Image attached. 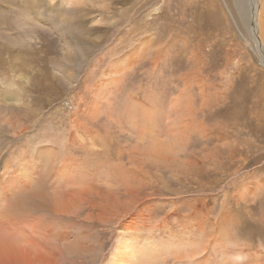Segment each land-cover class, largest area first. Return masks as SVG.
<instances>
[{"label":"rangeland","instance_id":"1","mask_svg":"<svg viewBox=\"0 0 264 264\" xmlns=\"http://www.w3.org/2000/svg\"><path fill=\"white\" fill-rule=\"evenodd\" d=\"M233 1L0 0V264H264V44Z\"/></svg>","mask_w":264,"mask_h":264},{"label":"bare ground","instance_id":"2","mask_svg":"<svg viewBox=\"0 0 264 264\" xmlns=\"http://www.w3.org/2000/svg\"><path fill=\"white\" fill-rule=\"evenodd\" d=\"M226 2V1H224ZM234 5L236 6V11L238 10L239 16L238 19L240 20L241 24L245 27L248 25L249 31L251 33V36L253 37V42L256 44V40L258 36H260L263 44H264V22H259V11L260 14H264V0H261V4L258 5L257 0H234ZM226 4V3H225ZM138 12V11H137ZM262 20V19H261ZM264 21V20H263ZM256 27V28H255ZM258 32V36H255L254 39V32ZM120 44V43H119ZM13 90L9 92L10 95L13 94ZM136 102V101H135ZM169 107V106H168ZM102 113V112H101ZM137 120V118H136ZM106 133V132H105ZM93 134V133H92ZM8 135V134H7ZM78 137V136H77ZM8 143V142H7ZM4 150V149H3ZM109 151V150H108ZM90 162V161H89ZM64 171V170H63ZM80 173V172H79ZM64 175V173L62 174ZM65 177V175H64ZM71 178V177H70ZM6 180V179H5ZM67 181V179H66ZM28 191V190H27ZM37 191V190H35ZM39 191V190H38ZM19 197V196H18ZM21 198V197H20ZM8 200V199H7ZM18 201V199H16ZM22 200V199H21ZM25 200V199H23ZM27 202V201H26ZM17 203V202H16ZM16 203L14 204L16 206ZM22 205H19L20 207H27L29 203H21ZM18 206V207H19ZM14 207V206H12ZM16 209V208H14ZM23 210V208H21ZM20 210V208H19ZM10 226V225H9ZM12 226V224H11ZM17 227V226H16ZM19 228V227H18ZM16 231V230H15ZM122 241V240H120ZM125 242V241H124ZM123 246V245H122ZM133 246V245H131ZM120 250L119 248V242L116 244V250Z\"/></svg>","mask_w":264,"mask_h":264}]
</instances>
